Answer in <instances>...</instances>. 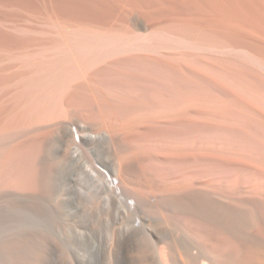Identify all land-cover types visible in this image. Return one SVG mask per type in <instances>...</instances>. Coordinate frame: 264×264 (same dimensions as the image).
Here are the masks:
<instances>
[{
  "label": "bare ground",
  "instance_id": "obj_1",
  "mask_svg": "<svg viewBox=\"0 0 264 264\" xmlns=\"http://www.w3.org/2000/svg\"><path fill=\"white\" fill-rule=\"evenodd\" d=\"M62 1L63 2L61 3L57 1L59 5H62L61 6L62 9H60L59 6L58 10H62V12L66 13L70 18L78 17L82 19L86 17H93V16L95 17L96 11L98 9L97 8L95 11L92 6L87 5L86 3L85 5L84 2L78 0L76 1L62 0ZM54 21H55L54 24L47 26L46 29L39 32L41 34V35L38 34L40 36L39 37L40 39L38 38L40 41L39 46H37L36 49H33L32 52L30 53L27 52L28 54H30L29 57L27 56L25 60L20 61L19 63L20 68H22L23 70H20L22 72L20 74L18 73L17 75H15L13 80V81L16 80L15 81V85H17L16 88H19L15 94V103H16L15 119L13 120L12 123L11 122L8 123V126L10 124V128L12 126L14 127V130L16 128H19L20 131L22 129H27L30 133L32 132L31 130H35L36 129L35 127L38 125L48 123L51 121L65 120L74 114H76L78 118L80 117L86 120L91 119L90 121H92V119L95 118L104 121L109 117L110 118L118 117L120 113H124L123 111L126 110L125 108L133 105L132 103L135 104L136 102V100L132 98V97L136 98V96H134L135 94L133 96L130 95L133 94L134 91H132V89L128 87L131 86V88L132 87L134 88L137 86L135 83L137 78L139 77L138 74H140V71L142 72V70H144L145 72L147 70V72L149 73L150 69L151 71L154 69H157V71L161 70L160 72L162 71L164 72L166 70L167 71L172 70L171 67L173 68V66H176L177 63H172L169 61L172 57L170 55H178V54L187 55L195 60L198 59L197 61L198 62L200 61V63H202L201 61H203V63L207 61H211L212 63L214 61V63L216 62L218 65H221V67L226 68V70L224 69L223 70L229 71V73H227L229 76L230 75H232V77L234 76L233 75L234 73L232 74L230 73V70H234L239 74H242L241 76L244 75V77L250 78L252 80V84L253 82H255V87L259 92L258 95H260L261 99H264V47L251 44V46L255 48L249 50L246 48V46H244V44L243 45L237 44V46L235 45L232 46L231 42L229 41L230 37L227 35H222V33L219 32H208L206 30H198L196 28L194 29L192 27L182 26V25L173 26L169 28L157 27V29H152L147 35V33L146 34L137 33L136 31H133L131 28H129V26L123 28L122 27L113 28V26L112 28L111 27L106 28V26L104 27L97 26L92 23L91 24L89 23L88 25L78 24L79 22L72 23L73 21L71 22L68 20L67 21L60 20L56 16V14ZM5 31L6 30H4L2 35L5 33ZM228 42H230V44ZM249 44L247 45L248 47H250ZM173 50L176 51L174 52L175 54L171 53ZM197 50L199 51L196 52ZM167 51H169L171 54H168ZM191 51H194V53H192ZM137 52H151V53H156L157 56L162 54V57L163 58L165 57V59L162 60L161 58L155 59L150 56L149 57L140 56L136 54ZM198 53L200 54L198 55ZM214 53L216 54L220 53L221 55L220 54L219 55L221 57L219 58H217L218 56L214 57L215 56L213 55ZM125 54L128 55V57H123L125 56ZM200 63H198V65ZM99 66H103V67L98 68ZM216 66H214V68ZM217 67L215 71L221 69L220 67L219 68ZM204 68H206L205 70H207L209 66ZM173 69H176V67ZM183 69L185 70V68ZM198 71L195 73H198ZM154 72L155 71H153V74ZM176 72H174V74ZM178 72L180 73L181 71ZM186 72L187 71L185 70V73ZM199 73H200L199 75L202 74V72ZM171 74L172 73H170V75ZM218 74H220V72ZM224 74L223 76H225ZM185 75L186 74H184V78ZM213 75H215L214 72ZM117 76H120L119 77L120 79ZM178 76L180 77V79H176V81L180 80L181 83L186 81L184 80L183 75L182 76L178 75ZM241 76L239 75L238 78H240ZM167 77H165V79ZM181 77L183 79V82L181 81ZM197 77L198 80L199 79L203 80L201 77L198 76V74ZM117 78L119 80H117ZM190 78L191 76L189 77L188 80H190ZM203 78H205V76ZM220 78L223 79L222 77ZM241 79L243 80V78ZM235 80H238L237 77ZM244 80L247 79L244 78ZM205 81H208V79ZM192 82L194 83V81ZM187 83H185L184 87L186 86ZM218 83L222 84L220 82ZM189 84L191 86V83ZM195 84L197 83L195 82ZM224 84L225 83H223V85ZM241 84L243 86V81ZM245 84L246 83H244V87ZM204 85L206 84L204 83ZM214 86L216 85L214 84ZM210 87L212 86L210 85ZM216 87L219 88L218 86ZM193 88H195V86ZM228 88L230 89V87ZM221 89H223V87ZM248 89L250 90V87ZM172 90L173 89L171 90L167 89V87L164 89L163 88L157 89L155 87L153 88L152 86L151 87L147 86L144 89L142 88L141 95L143 96H140L139 100L137 101L136 108H138V106H140L141 109L142 107L144 108L145 103L143 104L140 103L141 102L140 100L144 101L148 99L149 100V102L147 101L148 104L151 103L152 104L151 106H153L152 108L151 106H149L150 107L149 109L151 110L152 114L154 113L153 110H155V112L156 111H159L160 113L163 112L164 114L168 112H174L175 114V111L177 112V110H179L178 112H180L184 107L186 109L187 105H193L197 103L196 101L200 102V99L203 96L202 95L201 98L199 97V95L203 90L201 91L200 89H198L201 92L200 94H196L199 92L193 89L196 93L190 94L189 91L187 92V94H182V95L181 94L178 95L176 93L178 97L176 96L177 99H175L176 97H174L175 94H172L171 92ZM207 90L209 89H206L204 92H208ZM230 90L233 89L231 88ZM212 91L213 90H211V93ZM124 92H126L125 95L123 94ZM234 93L235 92H233V94ZM67 95H69L68 98ZM170 95H174L173 96L174 98H171ZM204 95L207 98L206 94ZM208 95L210 94L208 93ZM221 97H223V95ZM228 97L226 96L225 98L222 99L223 100L232 99ZM231 97H233V95ZM242 100L241 101L244 102V96ZM232 101L237 102L235 99H232ZM147 102L145 105L148 108ZM247 103L248 101L246 102V105ZM235 106L236 105H234V107ZM239 106L241 107V105ZM131 107H132L131 108L132 111L138 110V109L133 110L135 106H131ZM147 108L144 109L143 112L146 111V113L149 114L150 111L147 110ZM185 109L183 110L186 111ZM237 109H235V111ZM233 110L234 108L229 109L231 114ZM139 112L140 111H138L137 113ZM197 112L200 111L197 110ZM239 112L242 111L239 110ZM144 113L143 115L145 116L146 113L145 114ZM163 113H161V115ZM193 113L191 115H193ZM248 113L249 114L246 113L245 114L246 116L248 115L247 118H249V121L251 120V123H253L254 119L255 120L257 119L255 123L258 122V126H260L262 128L261 130L263 131L264 112H262L259 108L251 107L249 108ZM134 114H136V112ZM152 114L149 116H152ZM227 115H229V113H227ZM239 118H241V116ZM187 119L188 117L186 116L181 120L187 121ZM108 120L109 119H107L106 121ZM120 120H121V116H120ZM125 120L126 119H124L123 121ZM189 120L190 119H188V121ZM242 120L244 119H241V121ZM115 121H113V123ZM192 121H194V119ZM89 122L88 124H90ZM175 122L179 123V121H175ZM86 124H78V126L84 127L86 126ZM184 124H181V126H184ZM107 126L109 127V124H107ZM214 126L216 125L214 124ZM68 129L70 130L71 135L75 139L79 128L75 125L72 126L70 124V127ZM218 129H220V126L218 127ZM141 131L142 130H140L139 133H141ZM233 131L236 130L234 129ZM229 132H227V134H229ZM131 133L129 134L131 135ZM218 134H221V132H219ZM224 135L226 136V134ZM231 135H233V132L231 133ZM126 136L129 137V135ZM221 136L223 135L221 134ZM237 136L236 138H238ZM110 137L111 135L102 136L98 138L87 136L81 139L79 142L74 141L75 146L71 150L68 161L59 165L61 169L60 173H58L59 168L58 169L56 168L58 166H55V189H54L55 190V230L53 229L52 220H51V211L53 210H48L47 208L42 207L40 204H38L39 203L38 201L40 202L42 201L41 199L35 200L36 203H29V201H33V200L21 199L20 201L18 200L17 204H12L8 206L6 210H4V208L0 209L1 212L0 226L1 225L6 226L9 224L11 227H13V229L14 228L21 229L23 227L33 228V226L36 227L42 226L46 230V232L48 231L49 234L55 232V250H54L55 252L53 251V253H51L52 249H50L51 251L48 249L49 248L48 246L50 244L42 243V245L47 246V249L50 251L49 252L48 250L46 251V249H43L41 244L36 245L34 241L33 243L28 242L29 244H32V246L35 249L34 251L36 253V255H34L35 257L32 258L33 260L31 259L32 263L30 264H37L36 263L37 261L39 262L38 264H51L53 258H55V264L56 263L71 264L72 260L69 261V259L71 258H69L68 261H66V257H65L66 253H64L65 245L66 246L68 245L72 248L73 256L75 257V262L77 261L79 264H112L114 262H115L114 264H122L124 257L126 256L130 257L134 249L144 253L147 257L146 260H149L151 264H232L234 259L233 252H235L234 248L236 244L241 245L245 249V251L249 249L255 250L256 246L260 247V244L262 243H260V240L256 236L252 235L248 231L246 232L245 230L244 231L241 230L240 229L241 227L238 226L239 224L236 225V222L238 223V221L240 222V220H248V222H250L249 220L251 221L254 220L255 223L256 217L259 214L258 213L259 209L263 208V206H261L260 208V205L262 204L260 200L255 198L253 199L242 198L240 204H235L234 202H232L231 199V197L233 196L232 194L230 196L228 195V193L226 194L225 192L219 193L220 191L219 192L207 191L208 189L204 190V188L197 187L198 185H195L192 189L181 190L174 193L171 192L162 193L161 191H155V189L153 188L146 189V187L151 185L152 183L154 184L155 182H158L157 181L158 178L160 179L159 174L162 171L160 165L158 166L157 164L152 163V161L143 163L141 160V162L137 161L138 162L137 164L138 167L136 168L137 171H133L132 169H129V167L127 166L128 162L126 161L127 164L125 163V165L122 167L123 171L120 172L122 161L118 154H120L122 150L121 147H123L124 145L120 146V150H119L118 148L120 144L118 145V143H116V141L113 140V137L111 138ZM224 138L226 139L227 137ZM40 140H42V138H40ZM32 141L34 140H31V143L29 144L23 143L20 146L18 145L14 149L11 148L12 150L8 151V155L6 154L9 160L8 163L15 162L16 164L21 166L20 172L18 173L16 172L19 169V167L16 168L17 170H15L14 172L17 173L18 176L20 175V179H19L20 180L19 183H21L20 186L26 183L25 180L29 179L28 176V173L30 172L29 164L30 161L34 158L33 149L36 146V141L35 142ZM59 141H60L59 138H55L56 143H58ZM94 143H96V147L91 146L92 144L94 146ZM104 144H108L110 151L113 152L112 157L110 159L108 157L109 160L107 159V162L109 161V163L110 162L112 163L114 160V162L112 163L114 166V170L112 172L114 176L120 174L119 179L112 178L113 175L111 176L109 174L110 172L108 173L106 170H104V168H108L109 166V163H104L100 158ZM39 148H41V146ZM56 152L57 151H55V154ZM113 155H115V159L113 158L114 157ZM134 160L136 161L137 159H133V161ZM209 160L211 161L213 159H209ZM213 161L214 162L211 161L212 164L216 162L215 160ZM214 166L218 167V164ZM217 167L215 168L217 169ZM232 168L235 167L232 166ZM191 178H195V176H192ZM59 195L63 196L62 200L60 201L56 200L59 197ZM99 199L102 200L101 206L99 208H95L94 206L96 205L94 204L93 206L92 203H96ZM79 201H83L84 203L87 202V204L90 203L92 205L82 206L79 204ZM82 209L86 213V216L84 217L79 216V213L80 211H82ZM262 211L263 209H261V212ZM74 216H79L81 218L80 219L81 224L76 223L78 224V226L76 225L77 227H71L70 223L67 221V218H72ZM258 218L259 217H257V220ZM161 219H163L164 222L158 224L159 222L158 220ZM149 220L158 221L157 222L158 226L157 225H156L157 227L149 226L147 223V221ZM125 221L126 223H124ZM121 222L125 224L124 227L117 228L118 224ZM258 225H260L259 222ZM92 226L94 227L93 231H91ZM254 228L256 229V227ZM8 231L9 229L7 228L5 231L0 233V235L2 236L4 233ZM31 232L23 235L21 234L19 237L21 236L28 238L35 237V235ZM28 238L24 239L25 241L19 240V241H15L14 243L16 244L18 242L27 243L26 240ZM24 243H21L19 245L20 246L24 245ZM6 244L9 245L8 243H5V245ZM8 247L9 246H4V245L0 246V264H9L8 256L14 255V254H9L10 250L8 249ZM125 248H128L126 254H124ZM253 254L255 253L253 252ZM248 256L249 255H247L246 257V259L248 258V260L245 259L246 264L247 263L264 264V260L262 261L261 259H259L258 255H254L251 257ZM130 259L138 261L137 263L139 264H143V260L140 259V256H138V259L133 258L131 256ZM141 260L142 262H139ZM18 264H21V261L18 260Z\"/></svg>",
  "mask_w": 264,
  "mask_h": 264
},
{
  "label": "rangeland",
  "instance_id": "obj_2",
  "mask_svg": "<svg viewBox=\"0 0 264 264\" xmlns=\"http://www.w3.org/2000/svg\"><path fill=\"white\" fill-rule=\"evenodd\" d=\"M57 1H59L60 3L63 2L62 0H0V30H1L0 31V34H1L0 35L1 36L0 37V59H1L0 60V209L4 208V210H6L8 206H10L12 204H17L18 200L20 201L21 199L33 200V201H29V203H36L35 200L41 199L42 201L41 202L38 201L39 202L38 204H40L42 207L47 208L48 210H53V211H51V220H52L53 229L55 230V190H54L55 189V166H58L56 168L57 169L59 168L58 169L59 171L58 170L57 171H58V173H60L61 169H60L59 165L68 161V159L70 157L71 150L75 146L74 141L79 142L81 139H83L87 136L98 138V137H102V136H110L111 135V137H113V140L116 141V143H118V145L120 144L119 148H118L119 150H120V146L124 145L123 147H121L122 150H121L120 154H118L121 161H122L121 167H120V172L123 171L122 167L125 165L126 161L128 162V164L127 163L126 164L129 167V169H132L133 171H137V169H136L138 167L137 164L139 161L141 162V160L143 163H147V162L152 161V163L157 164L158 166L160 165V167L162 168V171L159 174L160 179L159 178H158V180L156 179L158 182H155L154 184L152 183L151 185L147 186L146 189L153 188V189H155V191H161L162 193H165V192L174 193V192L181 191V190H189V189H192L195 185H198L197 187L204 188V190L208 189L207 191H218V192L220 191L219 193L225 192L226 194L228 193V195H230V196L232 194L233 198L231 197V199H232V202H234L235 204H240V201L242 198H252V199L255 198V199L260 200L262 203L260 205V208H261V206H263V208H261V209H263V211L261 212V209H259V212H258L259 214L257 215V217H259L258 220H257V217L255 220V223H254V220L253 221L249 220L250 222H248V220H240V222L239 221H238V223L236 222V225L239 224L238 226L241 227L240 228L241 230H243V231L245 230L246 232L248 231L252 235L256 236L260 240V243H262V244H260V247L256 246L255 250L249 249L246 251L241 245L236 244L235 245L236 249L234 248L235 252H233V256H234L233 258L234 259H233L232 264H240V263L246 264L245 259H246L247 255H249L248 257L258 255L259 259H261L263 261L264 260L263 259L264 258V231H263L264 230V136H263L264 135V129L262 131L261 130L262 128L260 126H258V122L255 123V121L257 119L256 120L254 119V122L251 123V120L249 121V118H247L248 115L246 116V114H249L248 113L249 108H251V107L259 108L262 112H264V110H263L264 109V99H261L260 95H258L259 92H258L257 88L255 87V82H253V84H252V80L250 78H246V77H244V75L241 76L242 74H239L238 72L229 69L231 74L234 73L233 75L235 76V78H234V76L232 77V75H230L231 76L230 77L227 74V73H229V71H224V70H226V68L221 67V65H218L216 62L214 63V61L212 63H211V61H207L209 63H207L205 61H204L205 63H203V61H201L202 63H200V61L199 62L197 61L198 59L195 60L192 57H189L187 55H183V54L182 55H179V54L178 55H170L174 58L171 57V59L169 61L172 63H177V65H178L177 66L175 64L176 66H173V68L176 67V69H173L171 67L172 70H168V71L166 70L164 72L163 71L160 72L161 70L157 71V69H154L151 71V69H150V71L148 70L149 73L147 72V70L145 72H144V70H142V72L140 71V74H138L139 77L137 78L138 82L136 80V83H135L137 86L134 88L133 87L131 88V86L128 87V88L132 89V91H134V93L130 94V95L133 96L135 94L134 96H136V98L132 97L136 100V102H135V104L132 103L133 105H131V106H135L133 108V110L134 109L135 110L138 109V110L132 111L131 110L132 107L128 106L127 108H125L127 111L124 110L123 111L124 113H120L118 117H114L116 119V121L114 118H110V117L107 118V119H109L108 120L109 122L106 121L107 119L102 121V120H99L98 118L92 119V121H90L91 119L86 120V119H82L80 117L78 118V116H76V114H74L65 120L51 121L48 123L38 125L35 127L36 131L31 130L32 132H30V133L27 129L21 128L22 130L20 131L19 128H16V126H15V128H16L15 129L16 131H15L13 126L11 127L12 129L10 128V124L8 126V123H10V122L12 123L13 120L15 119V111H16L15 94L19 88H16L17 87V85H15L16 80L15 81H13V80H14L15 75H17L18 73L20 74L22 72L20 70H23L22 68H20L19 63H20V61L25 60L27 58V56L29 57L30 54H28V53L32 52L33 49H36V47L39 46V42H40L39 41V39H40L39 35H41L39 32L46 29L47 26L55 23V21H54L55 20V14L60 20H66V21L68 20L71 22L73 21L72 23H78L79 22L78 24H81V25H83V24L88 25L89 23L90 24L92 23V24L97 25V26H102V27L106 26V28H109V27L112 28V26H113V28L114 27H117V28L122 27L123 28V27L129 26V28H131L133 31H136L137 33H144V34L147 33V35L152 29H157V27L158 28H165V27L169 28V27L179 26V25L180 26L181 25L182 26H189V27H192L194 29L196 28L198 30H206L208 32L222 33V35H227L230 37L231 40L229 39V41L231 42L232 46H234V45L237 46V44L238 45L244 44V46H246V48L250 50V49L255 48V47L251 46V44L264 47V21H263L264 20V15H263L264 14V0H98V1L97 0H78V1L84 2V4L86 3L87 5L92 6L95 11L98 8L96 11L95 17L94 16L93 17H86V18H82V19L78 18V17L70 18V17H68V15L66 13L62 12V10H58L59 6H60V9H62L61 8L62 5H59V3H57ZM4 30H6V31L2 35ZM35 32H36V34H35ZM253 32H254V34H253ZM16 38H18V39H16ZM233 39H236V40H233ZM36 40H37V42H36ZM239 41L242 43H240ZM230 42H228V43L230 44ZM236 42H238V43H236ZM248 44L250 47L247 46ZM198 51L199 50H197L196 52H198ZM174 52H176V51L173 50L171 53L175 54ZM191 52L194 53V51H191ZM167 53L171 54L169 51H167ZM19 54H20L21 58L19 57ZM136 54L140 55V56H147V57L150 56V57L155 58V59L156 58L157 59L161 58L162 60L165 59V57L164 58L162 57V54L157 56L156 53H151V52H137ZM199 54L200 53H198V55ZM219 54L220 53H217V54L214 53L213 55H215L214 57L218 56L217 58H219V57H221L220 56L221 54L220 55ZM163 56H164V54H163ZM14 57H16V58H14ZM123 57H128V55L125 54V56H123ZM9 59H11L12 61ZM13 59H14V61H13ZM15 59H16V62L18 64L15 62ZM19 59H21V60H19ZM198 63H200V64L198 65ZM210 64H211V66H210ZM208 66L210 69L207 68V70H205L206 68H204V67H208ZM214 66H216L217 68L220 67L221 69H219L218 71L217 70L215 71L216 67L214 68ZM101 67H103V66H99L98 68H101ZM186 67L189 71L186 69ZM183 68H185V70L187 71L186 73H185V70ZM191 68H193V69H191ZM177 70L181 71V72L179 73ZM190 70H193V71H190ZM153 71H155L154 74H153ZM197 71H198V73H195ZM166 72H168V73H166ZM174 72H176L175 74L177 75V78H176V75L174 74ZM192 72H193V74H192ZM199 72H202L203 75L202 74L199 75L200 74ZM213 72L215 75H213ZM217 72L218 73L220 72V74H218ZM170 73H172V74L170 75ZM184 74H186L185 78H184ZM190 74H192V75H190ZM197 74L204 81L200 80V79L198 80ZM223 74L225 76L227 74V76L225 77V76H223ZM178 75H181V76L183 75L184 80H186L187 82L189 81L188 83L186 81H184L185 83H187L185 87H184L185 83L183 82L182 77H181V81L184 83V85H183V83L180 82V80L176 81V79H180V77ZM237 75L238 76L240 75L241 77L238 78ZM140 76H142L143 78ZM171 76H173V77H171ZM187 76H189V77L191 76L190 80H188L189 77H187ZM202 76L203 77L205 76V78H203ZM117 77L119 78L120 76H117ZM165 77H167V78L165 79ZM220 77H222L223 79H221ZM224 77H225V79L228 77L226 79V81H225ZM236 77L238 80H235ZM118 78H117V80L120 79V78L119 79ZM241 78H243V80ZM244 78L247 80H244ZM191 79H193V80H191ZM207 79H208V81H205ZM216 79H217V81H216ZM210 80H212V81H210ZM192 81H194V83ZM236 81H239V82H236ZM240 81H241V83L243 81V86L240 83ZM195 82L197 84H195ZM216 82H217V84H216ZM218 82H220L222 84H219ZM164 83H166V84H164ZM189 83H191V86L192 85L193 86L191 87ZM204 83L206 85H204ZM223 83H225V84L223 85ZM244 83H246L245 87H244ZM247 83H249V84H247ZM77 84H79V83H77ZM180 84L182 87L180 86ZM214 84L216 86H218L219 88L214 86ZM168 85H169V87H168ZM198 85H199V87H198ZM210 85L212 87H210ZM246 85H247V87H246ZM147 86L148 87L152 86L153 88L155 87L157 89H159V88L164 89L167 87V89H170V90L171 89L174 90V88H175L174 91L173 90L171 91L172 94H175V96L170 95L171 98H174L176 96L178 97V95H180V94L181 95L187 94L188 91L190 94L196 93L195 91L199 92L196 94H200V92L203 90L201 92V94L199 95V97L201 98V96L203 95L204 98L202 96L203 99L201 98L200 102L196 101L197 103H195L193 105H187L186 107L188 109L187 108L185 109V107H184L183 109H185L186 111H184L182 109V111L178 112L179 110H177V112L175 111V114H174V112H168L165 114L163 112H161V113H163L161 115V113L159 111L155 112V110H153L154 113L152 114L151 110L149 109L150 108L149 106H151L152 104L151 103L148 104V102H149L148 99L144 100L145 102L143 100H140L141 101L140 103H142V104L143 103L146 104V102L148 101L147 102L148 108L145 104H144V108L142 107V109L138 105H137L138 108H136L137 101L139 100L140 96H143V95H141V93H142L141 89L142 88L144 89ZM188 86L190 89L188 88ZM194 86H195V88H193ZM203 86H204V89H203ZM206 86H209V87H206ZM220 86H221V88L223 87V89H221ZM228 87H230V89L232 88L233 90H230ZM249 87H250V90L248 89ZM255 88H256V91H255ZM193 89H195V91ZM198 89H200L201 91ZM206 89H209V90H207L208 92H204ZM190 90H191V92L192 91H194V92L191 93ZM211 90H213L214 92L212 91V93H211ZM222 90H223V92H222ZM225 91H226V93H225ZM231 91H233L235 93L237 92V93L233 94V92H231ZM125 93L126 92H124L123 94L125 95ZM208 93L210 95H208ZM204 94H206V96L210 102L208 101V99L205 97ZM212 94H213V96H212ZM221 94L223 95V97H221L222 96ZM215 95L216 96L219 95V96L216 97ZM232 95H233V97H231ZM235 95H236V97H235ZM255 95H256V97H255ZM68 96L69 95H67V98H68ZM226 96L227 97L229 96L228 98L235 99L237 102L232 101V99L223 100L222 98H225ZM243 96H244V102H242ZM258 96L260 97L261 100L259 99ZM177 97L175 99H177ZM209 97H211V98H209ZM239 97H240V99H239ZM251 98L252 99L254 98V99L252 100ZM134 99H132V100H134ZM259 100L261 101V103ZM247 101L249 104L247 103V105H246ZM234 105H236V106L234 107ZM239 105H241V107ZM245 105L247 108L245 107ZM152 107L153 106H151V108ZM239 107H240V109H239ZM146 108H147V110L150 111L152 116H149V115H151L149 113V111H148L149 114H147L146 111H144L146 113V115L145 116L143 115V113H144L143 110ZM231 108H234V110L232 111V114L229 111V109H231ZM235 109H237V110L235 111ZM197 110L200 112H197ZM239 110L242 112H239ZM138 111H140L141 113L140 112H139L140 114L137 113ZM224 111H225V113H224ZM125 112H126V114H125ZM135 112H136V114H134ZM222 112H223V114H222ZM155 113H156V115H155ZM192 113H193V115H191ZM227 113H229V115H227ZM241 113H243V114H241ZM223 115H225V116H223ZM120 116H121V120H120ZM186 116L191 121L194 119V121L191 122L190 120L188 121V119H187V121L181 120ZM240 116H241V118H239ZM131 117H133V118H131ZM189 117H191V118H189ZM122 119L123 120L126 119V120L123 121ZM241 119H244V120L241 121ZM81 121H82V123H81ZM87 121L90 124H88ZM113 121H115V122L113 123ZM175 121H179V123L175 122ZM186 122H188V123H186ZM65 123H66V126H65ZM118 123H120V124H118ZM180 123L181 124L186 123V124H184L185 127L181 126ZM250 123H251V126H250ZM70 124L72 126L75 125L79 128L77 131V136L75 139L71 135L70 130L68 129L70 127ZM78 124H86V126H88V127H86V126L82 127L81 126L82 127L81 128L80 126H78ZM104 124H105V126H104ZM107 124H109V127L107 126ZM110 124L112 127L110 126ZM132 124H133V126H132ZM179 124H180V126H179ZM214 124L216 126H214ZM232 124H233V126H232ZM237 124H238V126H237ZM217 125H218V127L220 126V129H218ZM113 126H115V127H113ZM221 126L223 127V129ZM109 128L110 129L112 128L113 130L111 129V131H110ZM129 129H131V130H129ZM143 129L146 131H144ZM232 129L233 130L235 129L237 131V133H236V131H233ZM238 129L240 132L238 131ZM140 130H142L141 133H139ZM224 130H225V132H224ZM227 130H229L230 132ZM135 131H137V132H135ZM219 132H221V134L223 136H221V134H218ZM222 132H224V133H222ZM227 132H229V134H227ZM232 132H233V135H231ZM129 133H131V135ZM146 133H147V135H146ZM203 133H205V134H203ZM224 134H226V136ZM244 134L246 137L244 136ZM126 135H129L130 138ZM10 136H12V137H10ZM135 136H137V137H135ZM236 136L238 138H236ZM239 136H241V137H239ZM224 137H227V138L225 139ZM231 137H233V138H231ZM40 138H42V140H40ZM55 138H59L60 141L58 143H56ZM188 139H189V141H188ZM31 140H34L32 142L36 141V146H35V148L33 147L34 148L33 149V157L34 158L31 160L32 162L30 161V164H29V166H30V172L28 173L29 179L25 180V182L27 184L24 183L23 185L20 186V184H21V183H19L20 175L18 176L17 173L21 171V166H19L15 162L14 163H8L9 160H8V157L6 156V154L8 155V151L16 148L18 145L20 146L23 143L24 144L31 143ZM40 141H43V142H40ZM119 142H121V143H119ZM109 143H110V141H109ZM39 144H40L41 148H39L40 147ZM184 144H186V145H184ZM91 146L96 147V143H94V146H93V144ZM56 147H58V148H56ZM81 147H83V146H81ZM55 151H57L58 153L56 152V154H55ZM101 153H102L101 157H100L101 160L104 163H109V161L107 162V159H108V157H109V159L112 157L113 152L110 151L108 144L103 145ZM110 154H111V156H110ZM113 156H114L113 158L115 159V155H113ZM259 157H260V159H259ZM145 158H146V160H145ZM133 159H137V160L133 161ZM147 159H149V160H147ZM209 159H213L216 162L212 164V162H214V161L211 160L212 161L211 162ZM113 162H114V160H113ZM112 163L110 162L108 168H104V170H106L108 173L110 172L109 174L111 176L113 175L112 178L119 179L120 174H118L117 176H114V174L112 172L114 170V166ZM216 164H218V167L214 166ZM219 164H221V165H219ZM232 166H234L235 168H232ZM18 167H19V169L17 170L16 168H18ZM172 167H173V170H172ZM215 167H217V169ZM15 170H17L16 171L17 173H14ZM109 170H111V171H109ZM169 172H170V174H169ZM50 173H52V174H50ZM192 176H195V178H191ZM28 182H29V184H28ZM24 185H26V186H24ZM52 187H53V189H52ZM62 198H63V196L59 195V197L56 200L60 201V200H62ZM83 203H84L83 201H79V204L82 206H84V205L85 206H91L92 204L94 206V204H95L98 207H96V206H94V207L99 208L101 206L102 200L99 199L96 203H92V204H90V203L87 204V202L84 204ZM83 209H82V211H80L79 216H82V217L86 216V213L84 212ZM260 213H261V215H260ZM0 214H1V212H0ZM2 215H3V213H2ZM79 216L67 218V221L70 223L71 227H77L78 224H81V220H80L81 218ZM0 218H1V216H0ZM162 220L163 219L158 220L159 222L155 221V220H149L150 222L147 221V223L149 226L155 227L157 225V222H158V224L163 223L164 220L163 221ZM259 220H261V221H259ZM258 222L260 225H258ZM76 223H78V224H76ZM121 223L118 224L117 228L124 227V225H125L124 223H126V221L124 223L123 222H121ZM247 225H249V226H247ZM254 227H256V229ZM7 228L9 229V231L4 233L2 236L0 235V246H3V245L9 246L8 247V249L10 250L9 254H14V255L8 254L9 255L8 256L9 257L8 258L9 264H18V260L21 261V264L32 263L31 262L33 260L32 258L35 257L34 255H36V253L34 251L35 249L32 246V244H29V243H33V241L36 245H40V244L42 245V243L43 244L44 243L50 244L48 246L49 247L48 249L49 250L52 249L51 253H53V251L55 250V232L49 234L48 231L46 232V230L42 226H37V227L33 226V228L32 227H29V228L23 227L24 229L23 228H21V229L20 228H14L13 229V227H11L9 224L6 226L1 225L0 226V233L5 231ZM93 229H94V227L92 226L91 231H93ZM257 231H259V232H257ZM30 232L33 233L35 235V237H30L31 239L28 237H24V236L19 237L21 234L23 235V234H27ZM257 234H260V235H257ZM26 238H28L26 240L27 243L26 242L25 243L24 242H20V243L18 242L17 244L14 243L15 241L24 240ZM115 238H116V236H115ZM5 243H8L9 245H7V244L5 245ZM21 243H24V245L20 246L19 244H21ZM13 245H14V247H13ZM32 248H33V250H32ZM42 248L46 249V251L48 250L47 246H45V245H42ZM127 249L128 248H125L124 254H126ZM24 252H25V255H24ZM253 252L255 254H253ZM261 252H262V254H261ZM64 253H66L65 254L66 255L65 256L66 261H68V259L71 258V259H69V261L72 260L71 264H77L78 263L77 261L75 262V257L73 256V251H72V248L70 246L65 245ZM131 254H132L131 256L133 258H136V259H138V256H140V259L143 260V264H151V262L149 260H146V258H147L146 255L144 253H142L141 251H137L134 249L133 253H131ZM251 254H253V255H251ZM142 256H144V257H142ZM130 257H128V256L124 257L122 264H139V263H137L138 261L130 259ZM235 257H236V259H235ZM142 260L139 262H142ZM246 260H248V258ZM249 260H251V259H249ZM36 263L38 264L39 262L37 261ZM114 263H112V264H114ZM51 264H55V258L52 259ZM56 264H58V263H56Z\"/></svg>",
  "mask_w": 264,
  "mask_h": 264
}]
</instances>
